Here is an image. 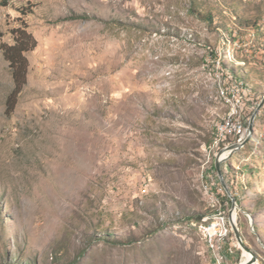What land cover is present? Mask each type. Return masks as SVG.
Wrapping results in <instances>:
<instances>
[{"label":"rangeland","instance_id":"1","mask_svg":"<svg viewBox=\"0 0 264 264\" xmlns=\"http://www.w3.org/2000/svg\"><path fill=\"white\" fill-rule=\"evenodd\" d=\"M26 25L35 46L11 111L4 48ZM261 103L221 163L234 209L216 158L239 136L217 142L218 126L239 106L246 140ZM221 216L214 251L199 224ZM246 252L264 264V0H0V264Z\"/></svg>","mask_w":264,"mask_h":264},{"label":"built area","instance_id":"2","mask_svg":"<svg viewBox=\"0 0 264 264\" xmlns=\"http://www.w3.org/2000/svg\"><path fill=\"white\" fill-rule=\"evenodd\" d=\"M238 108L239 106L232 108L231 112L228 114V118L224 119L222 124L218 126L217 142L222 140L232 131L239 136L237 139L239 143L244 141L247 129L242 122L241 113ZM225 219L224 216H221L220 219H214L211 222L203 221L199 224L200 231H202L207 243L214 251H220L222 249V242L226 240V237L230 233L231 228ZM229 251H232V247H229Z\"/></svg>","mask_w":264,"mask_h":264},{"label":"trees","instance_id":"3","mask_svg":"<svg viewBox=\"0 0 264 264\" xmlns=\"http://www.w3.org/2000/svg\"><path fill=\"white\" fill-rule=\"evenodd\" d=\"M34 46L35 39L33 35L28 32L26 25L20 30L15 43L6 45V47L4 48V53L7 59L10 61L15 81V87L9 94L7 99L8 107L9 109H11V111L16 107L18 96L22 92L24 85L27 83L28 59L25 55V52L34 49ZM202 218L203 214L198 216L199 220ZM113 241L124 243L118 240Z\"/></svg>","mask_w":264,"mask_h":264},{"label":"water","instance_id":"4","mask_svg":"<svg viewBox=\"0 0 264 264\" xmlns=\"http://www.w3.org/2000/svg\"><path fill=\"white\" fill-rule=\"evenodd\" d=\"M262 105H263V103H261V104L258 106L257 110L255 111V113H254L253 116H252V119H251L250 124H249V132H250V134H249L248 138H246V140H244V141L241 142V143L238 142V143H235V144H232V145L226 147L224 150H222V151L218 154V156H217V158H216V169L218 170V174H219V176H220V178H221V180H222L223 186L226 188V191L228 192V195L231 197V200H232L233 208H234V209H235L236 206H237V199H236L235 196H233V194L231 193L229 187L226 185V183H225V181H224V179H223V174H222V169H221V163H222L225 159H227L228 157H230L233 153H235L238 149H240L242 146H244L245 143L250 139L251 135H252L253 132H254V119H255L256 114H257V112L259 111V109L261 108ZM225 150H228L229 153H228V155H227L226 157L222 158V157H221V154H222ZM233 215H234L233 213L230 215V222H231V224H232V227H233V229H234V232H235V234H236V237H237L238 241L240 242V241H241V237H240V234H239V228H238L237 223H236V218H235V217H236V214H235V217H234Z\"/></svg>","mask_w":264,"mask_h":264},{"label":"bare ground","instance_id":"5","mask_svg":"<svg viewBox=\"0 0 264 264\" xmlns=\"http://www.w3.org/2000/svg\"><path fill=\"white\" fill-rule=\"evenodd\" d=\"M228 153H229V151H228V150H225V151L221 154V157H222V158L226 157V156L228 155ZM233 216L235 217V213H234ZM246 253H247V258L243 261L242 264H257L256 262L254 263V262L252 261L251 255H250L248 252H246Z\"/></svg>","mask_w":264,"mask_h":264}]
</instances>
